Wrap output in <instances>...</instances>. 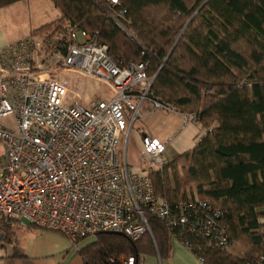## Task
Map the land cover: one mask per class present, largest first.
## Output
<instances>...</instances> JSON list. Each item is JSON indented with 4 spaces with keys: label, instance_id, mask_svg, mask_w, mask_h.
Listing matches in <instances>:
<instances>
[{
    "label": "built area",
    "instance_id": "2783aa9c",
    "mask_svg": "<svg viewBox=\"0 0 264 264\" xmlns=\"http://www.w3.org/2000/svg\"><path fill=\"white\" fill-rule=\"evenodd\" d=\"M79 79L96 87L88 105L81 102ZM152 81L144 63L119 65L96 32L76 24L2 47L0 218L71 239L116 232L136 241L152 236L146 219L151 216L192 253L200 247L192 238L206 247L230 248L224 213L211 201L184 200L172 207L156 193L148 171L119 161L120 137L141 117L144 102L172 110L149 97ZM7 118L12 125L3 122ZM191 118L185 115L184 123ZM142 143L140 163L161 169L167 144L148 135ZM141 260L123 255L118 263Z\"/></svg>",
    "mask_w": 264,
    "mask_h": 264
},
{
    "label": "trees",
    "instance_id": "16d2710c",
    "mask_svg": "<svg viewBox=\"0 0 264 264\" xmlns=\"http://www.w3.org/2000/svg\"><path fill=\"white\" fill-rule=\"evenodd\" d=\"M17 1L0 0V7ZM52 2L62 16L40 29L76 24L96 32L119 65L145 64L153 77L151 99L192 115L206 129L192 149L147 170L172 207L202 199L222 210L232 245L242 250L237 255L192 238L200 246L193 254L202 264H264V212L258 211L264 208V0ZM146 219L152 236L136 241L97 233L80 249L84 264H119L121 256L141 253L167 256L165 222ZM12 222L0 218V245L14 240Z\"/></svg>",
    "mask_w": 264,
    "mask_h": 264
},
{
    "label": "crops",
    "instance_id": "0c3cea01",
    "mask_svg": "<svg viewBox=\"0 0 264 264\" xmlns=\"http://www.w3.org/2000/svg\"><path fill=\"white\" fill-rule=\"evenodd\" d=\"M61 16V10L52 0H19L0 7V49L5 45L23 40L31 34L43 35L50 32L40 28L57 21ZM78 84L79 91L83 84L90 87V94H87L86 98L84 96V100L89 103L95 97V85L89 80L80 81V79ZM143 106L145 107L141 117L150 116L157 109L150 102ZM170 111L177 118L174 117V121H178L172 131L161 134L155 129L148 128L143 133L167 144L165 158L189 151L206 132L196 119L191 118L184 123V117L187 114L173 109ZM3 122L13 124L10 118L4 119ZM168 123L169 121L165 124L162 122L163 126ZM3 152V145L0 142V171ZM125 152L123 159L130 167L136 171L148 170V167L143 166L136 157L132 156L128 159ZM11 231L14 240L0 245V264H84L83 255L80 252L82 247L78 246L79 241L74 243L73 239L59 231L35 227L26 222L21 224L17 221L11 223ZM228 250L237 255L242 254V250L239 251L237 245H232ZM140 256L142 260L139 264H202L201 260L187 247L172 237L167 256L162 257L158 252L141 253Z\"/></svg>",
    "mask_w": 264,
    "mask_h": 264
},
{
    "label": "rangeland",
    "instance_id": "374dc122",
    "mask_svg": "<svg viewBox=\"0 0 264 264\" xmlns=\"http://www.w3.org/2000/svg\"><path fill=\"white\" fill-rule=\"evenodd\" d=\"M61 29L63 27H51L48 29H45L44 31H54L56 29ZM54 29V30H53ZM123 31L129 35L131 33L126 30V28H123ZM62 76H68L67 73H59ZM91 89L87 84H83L81 87V90L79 91L81 102L84 105H88V102L84 100V96L86 98L87 94H90ZM88 97V96H87ZM149 104L148 101L144 102L143 105ZM144 107L142 106L140 113L142 114L144 111ZM174 117L176 118L175 114L171 112L170 110H165L162 108H157L154 113L150 116H142L140 117L133 125L132 129L130 130L127 137H125L123 134L120 137V142L117 146V152H118V158L119 161L122 162L124 158V152L126 153V157L128 159L132 156L136 157L137 159L140 158L141 151L143 150V143H142V134L144 133L145 129L151 128L159 131L161 134H166L169 131H172V129L175 127V125L178 124V121H174ZM177 119V118H176ZM171 120V121H170ZM166 121H169V123L166 126H163L162 122L165 124ZM259 213L264 212V208L258 209ZM264 220V217H262ZM95 240V235L87 236L85 238H81L78 242V246L83 247L86 244L92 242ZM239 247V246H237ZM233 248V247H232ZM239 247V251H240Z\"/></svg>",
    "mask_w": 264,
    "mask_h": 264
},
{
    "label": "water",
    "instance_id": "95a60500",
    "mask_svg": "<svg viewBox=\"0 0 264 264\" xmlns=\"http://www.w3.org/2000/svg\"><path fill=\"white\" fill-rule=\"evenodd\" d=\"M145 134H142V136H144ZM113 233H116V232H113Z\"/></svg>",
    "mask_w": 264,
    "mask_h": 264
}]
</instances>
